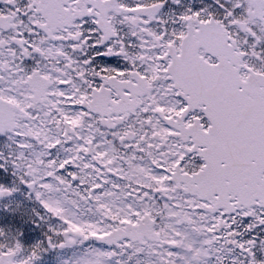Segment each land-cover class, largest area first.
<instances>
[{
    "label": "snow or ice",
    "instance_id": "obj_1",
    "mask_svg": "<svg viewBox=\"0 0 264 264\" xmlns=\"http://www.w3.org/2000/svg\"><path fill=\"white\" fill-rule=\"evenodd\" d=\"M0 264H264V0H0Z\"/></svg>",
    "mask_w": 264,
    "mask_h": 264
}]
</instances>
